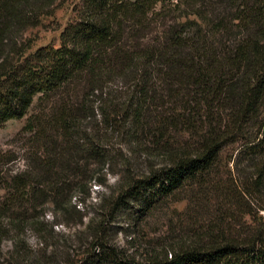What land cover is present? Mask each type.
<instances>
[{"label":"trees","instance_id":"1","mask_svg":"<svg viewBox=\"0 0 264 264\" xmlns=\"http://www.w3.org/2000/svg\"><path fill=\"white\" fill-rule=\"evenodd\" d=\"M57 1L0 0V126L35 103L21 132L38 145L34 173L0 174V214L63 211L115 134L144 135L161 167L127 178L110 214L142 218L183 191L193 220L161 257L97 241L84 264H264V0H79L59 45L28 53Z\"/></svg>","mask_w":264,"mask_h":264},{"label":"rangeland","instance_id":"2","mask_svg":"<svg viewBox=\"0 0 264 264\" xmlns=\"http://www.w3.org/2000/svg\"><path fill=\"white\" fill-rule=\"evenodd\" d=\"M78 3L79 0H58L38 26L28 29L24 34L32 41L28 53L49 45L57 47L60 33L74 19ZM36 109L34 103L23 118L0 126V174L8 182L15 174L35 172L38 145L21 129ZM123 136L114 135L107 163L91 167L90 184L83 192L77 189L75 199L63 211L39 200L26 201L24 208L9 206L6 214H0V227L8 233L0 241V264H84L97 241L110 253L145 263L153 255L163 256L170 245L185 236L195 211L186 200L188 192L176 193L142 218L126 212L110 214V204L125 187L127 178L146 176L163 162L150 138L139 135L133 139L138 143L128 145ZM145 147L152 153L143 150ZM220 179L222 184L230 182L225 172ZM4 195L6 190H0V205ZM260 214L264 217V212Z\"/></svg>","mask_w":264,"mask_h":264}]
</instances>
